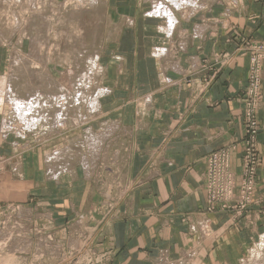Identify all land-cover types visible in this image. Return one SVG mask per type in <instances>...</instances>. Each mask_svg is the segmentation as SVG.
Wrapping results in <instances>:
<instances>
[{
	"label": "crops",
	"instance_id": "obj_1",
	"mask_svg": "<svg viewBox=\"0 0 264 264\" xmlns=\"http://www.w3.org/2000/svg\"><path fill=\"white\" fill-rule=\"evenodd\" d=\"M103 1L107 4L108 0ZM125 1L134 5L149 0ZM195 3L186 4V10L178 5L158 13L153 6L147 14H137L139 21L133 6L122 10L120 17L132 20L119 32L124 39L122 45L118 38L120 47L98 45L95 52L100 54L106 72L110 70L111 76L106 75L104 81L111 84L112 96L120 90L113 76L117 69L132 68L128 88L136 92L134 99L145 98L144 108L86 114L87 120L83 117L77 125L65 122L62 130L74 153L68 156L66 172L45 173L44 147L26 146L24 140L29 135L14 132L0 118V155L8 156L0 174V182L7 183L6 188L0 186V209L9 203L34 213L47 205L46 200L52 201L55 214L51 218L60 220L61 245L73 241L71 230L81 239L84 229H97L100 235L96 236L95 248L107 251L108 264H164L163 258L178 262L188 257L186 264H246L251 242L264 227V63L263 97L257 109L261 162L255 201L244 218H232L225 209L206 211L204 174L206 155L231 144L229 169L239 176L244 148L241 98L247 84L248 58L242 55L235 59L203 91L182 81L188 73L196 82L205 74L197 64L201 54L233 48L235 41H229V33L264 39V0H202L203 6ZM167 12L171 14L170 23L178 22L177 27H168ZM159 27L163 31L167 28L163 32ZM170 30L187 32L189 56L184 50L182 58L168 68H162L168 57L143 54L137 58L138 48L148 53L155 45H165L163 33ZM115 35L113 27L108 36ZM176 38L179 42V35ZM114 54L120 60H114ZM149 66L154 71H149ZM187 66L191 70H186ZM4 67L5 57L0 56V78ZM141 77L144 81L139 80ZM112 96L102 99L108 102ZM46 135L47 140L54 136ZM45 142L49 146L53 139ZM37 186H43L41 190L46 193L32 188Z\"/></svg>",
	"mask_w": 264,
	"mask_h": 264
},
{
	"label": "rangeland",
	"instance_id": "obj_2",
	"mask_svg": "<svg viewBox=\"0 0 264 264\" xmlns=\"http://www.w3.org/2000/svg\"><path fill=\"white\" fill-rule=\"evenodd\" d=\"M154 1L149 0L147 3H137L136 1L134 5H128L125 0H108L107 4L103 0H0V56L5 57L4 73L1 76V78H5V85L2 86V90L0 91V118L4 119L7 123L6 126L8 128L11 127L14 132L22 136H26L25 133L29 135L27 140H24L26 146L34 148L36 144L44 147L42 162L44 172H47L48 175L51 173H56L57 175V172L61 171L66 172L69 168L66 165L68 163V156L74 155L71 152L72 149L67 145V134L65 130H62L65 127V122L69 120L70 124L77 125L82 122L83 117L87 120L86 114L144 108L145 98L134 99L133 96H135L136 92L132 88H128L129 74H132L130 72L132 68L122 67L117 69L115 75L111 71V74L117 79L116 84L120 87V90L112 96L111 84H107L104 81L107 78L106 75H110V70L107 73L106 69L102 67L100 54L96 53L95 50L98 45L111 48L120 47L117 44L118 38L121 39L122 45L124 39L123 35L122 37L118 36L119 32L122 26L126 24L130 25V22H132L127 17H120L122 10H126L127 7L131 8L133 6L136 13L135 16L137 17L139 12L145 15L147 14L146 12L151 11V9L153 10L154 5L155 8L161 9L162 7V9L166 10H169L166 7L167 5L171 4L170 6H174L173 0H165L166 3L163 1L164 5L160 2L162 0ZM195 2L196 0H194ZM183 3H181L179 9L186 10V4L190 3ZM198 5L203 6L202 0L198 1ZM194 7L196 8V6ZM174 8L172 7L173 10ZM113 10H115L114 17L111 16V11ZM154 10V13L160 12L157 9ZM137 20L139 21L140 18L137 17ZM177 26L178 22L174 21V27L171 26L170 28ZM113 27L116 28L117 35L114 38H109L108 31L112 30ZM231 33L228 36L229 41H235L233 48L227 52L212 51L207 56L201 54L197 60V64L198 67H202L206 71L205 74L200 78L198 77V82H196V80L188 76L190 74L188 73L182 81L183 83L188 87H197L199 91H203L219 71L226 68L227 65H231L235 59L242 57V55L248 58L246 80L247 84L249 83L248 79L251 74L249 58L256 51L253 50L254 46L264 43V39L254 40L241 37V35L236 37L232 36ZM163 34L164 38H166L165 45H155L148 53L147 51L141 52L140 48H138L137 58L143 56V54H149L151 58L168 57V59L162 62V68H168V66L175 64L171 62H177L182 58L181 54L184 50H186L185 56H189V53L187 54L189 45L186 31L172 32L170 30ZM178 35L180 37L179 42L176 38ZM133 37L134 35H132ZM182 38L186 40H182ZM114 41L116 43L112 45L111 42ZM108 44L110 45L107 46ZM134 48L135 46H133V50ZM156 50L160 51L161 54L156 53ZM257 50L258 53L264 52V47L261 46ZM113 57L116 61L120 60V56L114 54ZM260 59L258 68L261 80L264 54ZM149 67V71H152L153 68ZM140 68L143 72L146 69L145 67ZM148 69L147 72H149ZM186 70L191 69L188 67ZM161 76L164 81V76ZM141 79L144 81V77L139 78L140 81ZM154 83L155 81L152 85ZM6 86L11 88L5 91ZM246 87L241 98L243 107L248 99ZM8 91L12 92L9 93L12 95H8ZM13 91L15 93L14 96ZM104 96H109V98L112 96L114 100L109 99L108 102H105L102 99ZM9 97L12 100H14L13 97H17L16 99L19 98L21 102L16 99V101H12ZM262 97L261 80V98L258 99L259 103ZM35 101H39L38 103L36 102L37 105ZM14 102H17V105ZM13 103L15 106H13ZM18 103H25L26 105L22 104V107L25 106L24 108H27V105L28 108H32V104H34V107L36 106L35 109H39L38 111L33 107V112L31 111L32 109L28 111L31 114H28L27 110H23V114L27 113L29 116L31 115L32 118H35L37 124L34 125L31 121H28V123L34 125L28 126L27 123L24 124L25 121H18V118H20L18 116L23 115L21 112L19 115L21 106L19 104L20 108L18 109L16 107ZM16 109L18 110L16 111ZM35 111L36 115L34 117L32 113H35ZM13 112L16 113L14 114ZM36 118L39 120L37 121ZM20 120L22 119L20 118ZM258 124L260 125L259 121ZM5 129L3 128V130ZM260 130L261 125L259 132ZM58 132L59 134H57ZM259 132L256 138L257 141H259ZM46 134H54V136L47 140ZM73 136L75 134H72ZM51 138L53 142H48ZM45 141L48 142L49 146L46 145ZM222 149H230L231 151L232 145L221 147L206 155L204 180L208 172L207 159L211 154ZM80 152L77 151L78 154ZM256 155V161L249 160L251 162L249 166L251 167L250 170L253 171L251 191L246 192L247 186L242 185V180L239 177L243 174L244 157L242 156L239 176L229 169V157L228 169L232 171L235 177H238L235 178V183L233 184V193L224 199L225 202L215 205V203L211 204L207 201L206 191L207 212L225 209L229 211L232 218L247 217V209L255 201L257 168L261 162L258 143ZM6 159H8L7 155H0V174L6 167ZM62 160L65 162H62ZM6 184L5 182H0V186H4L2 188H6ZM32 188L36 191H44L41 190L43 186ZM44 193L46 192L44 191ZM1 195L6 196L7 192H2ZM244 196L247 201L246 203H241L240 198ZM40 202L42 203V201ZM49 202L52 201L46 200L47 205L44 208L35 209L34 213L31 210L24 212L23 208L17 205L12 206L9 203L1 206L0 264H108L110 257L107 256V251L102 252L95 248L98 245V243L96 244L97 229H82L83 238L81 239L74 233V230H71V235H74L72 237L73 241L71 240L68 246L61 245L60 220L55 219V217L51 218L52 214H55V210L52 207L54 205L53 202ZM33 204L36 206L37 202ZM30 217L36 218L29 221ZM81 243L82 246L79 247ZM251 243L252 245L246 253V264H264V227L255 241ZM189 259L188 257V259L172 262L167 258H163V262L164 264H186Z\"/></svg>",
	"mask_w": 264,
	"mask_h": 264
},
{
	"label": "built area",
	"instance_id": "obj_3",
	"mask_svg": "<svg viewBox=\"0 0 264 264\" xmlns=\"http://www.w3.org/2000/svg\"><path fill=\"white\" fill-rule=\"evenodd\" d=\"M264 47V43L257 44L253 50H256L250 59L251 74L246 90L248 99L244 104V148L242 155L244 157L243 174L240 175L242 185L247 186L246 192L251 191L253 182V171H251L250 161H256L257 158V134L260 129L257 119L258 99L261 98V80L258 62L264 52H259L257 48ZM230 149H222L210 155L207 159V175L204 180V186L207 191V201L215 205L225 202V198L233 193L235 176L228 169V160ZM250 160V161H249ZM241 203H246L245 196L240 198ZM209 207V204H208ZM212 211V210H208Z\"/></svg>",
	"mask_w": 264,
	"mask_h": 264
},
{
	"label": "bare ground",
	"instance_id": "obj_4",
	"mask_svg": "<svg viewBox=\"0 0 264 264\" xmlns=\"http://www.w3.org/2000/svg\"><path fill=\"white\" fill-rule=\"evenodd\" d=\"M155 1H156V0H155ZM155 1H154V2H155ZM163 1H165V0H162V1H160V2L163 3ZM170 1H171V0H170ZM178 1H179V0H173V4H174V6L181 5V3H183V2H184V3H190V5H191V2H192L193 0H185V1L180 0V2H178ZM157 2H158V1H157ZM158 3H159V2H158ZM164 3H166V1H165ZM164 3H163L162 5H164ZM184 3H183V4H184ZM152 4H156V3H152ZM167 4H168V3H167ZM167 4H166V5H167ZM197 4H198V3H197ZM157 5H159V4H157ZM157 5H156V6H157ZM166 5H165V6H166ZM170 5H171V4H170ZM170 5H169V6H170ZM195 5H196V3H195ZM154 6H155V5H154ZM169 6L167 5L166 7L169 8ZM191 6H192V5H191ZM193 6H194V5H193ZM157 7H158V6H157ZM163 7H164V6H163ZM157 11H164V12H166V11H168V10H166V9H162V7H161V9H157ZM157 11H156V12H157ZM167 13H168V12H167ZM76 15H77V14H76ZM79 15H80V14H79ZM164 16H165V14H164ZM164 16H163V17H164ZM159 17H161V16H159ZM170 17H171V14L168 13V14H167V18L170 20V21H168V22H169V26H168L169 28H170V27L172 26V24L174 23V22H173V23H170V22H171V18H170ZM173 17H174V16H173ZM166 23H167V22H166ZM173 26H174V25H173ZM173 26H172V27H173ZM159 28L161 29V27H159ZM166 28H167V27H166ZM166 28H165L164 31H163L162 29H161V30H162L163 32H165V31H166ZM161 49H162V48H161ZM157 52H158V54H161L160 51L156 50V53H157ZM159 52H160V53H159ZM156 53H155V54H156ZM156 55H157V54H156ZM158 57H159V56H158ZM4 81H5V78L2 77L1 80H0V87H1V88H0V91L2 90V86L5 85V84H4ZM10 83H11V82H10ZM7 86H9V85H7ZM7 86H6V87H7ZM10 88H11V87H9V88L7 87L5 91H7V89H10ZM5 91H4V92H5ZM11 91H12V89H11ZM2 93H3V92H2ZM9 93H12V92H9V91H8V93H7L8 95H12V94H9ZM13 93H14V91H13ZM14 95H15V93L13 94V96H14ZM66 96H67V95H66ZM0 97H1V96H0ZM10 97H11V96H10ZM10 97H9V98H10ZM3 98H4V97H3ZM16 98H17V97H16ZM16 98L13 97L14 100H12L11 98H10V99H11L12 101L19 100V101L21 102V100H20L19 98H18V99H16ZM68 98L70 99V97H68ZM15 99H16V100H15ZM65 99H66V98H65ZM3 100H5V99H3ZM6 100H7V99H6ZM37 100H38V99H37ZM66 100H67V99H66ZM1 101H2V100H1ZM23 101H24V100H23ZM17 102H18V101H17ZM17 102H16V103L14 102V103L17 105ZM24 102H26V101H24ZM33 102H34V101H33ZM36 102H37V101H35V103H36ZM38 102H39V101H38ZM38 102H37V103H38ZM68 102H69V100H68ZM14 103H13V104H14ZM30 103H31V102H30ZM37 103H36V105H37ZM3 104H4V103H3ZM15 104H14L13 106H15ZM19 104H20V106H21V109H20V111H19V115H20V112L23 114V110H24V111L27 110V113H28V114H29V113L31 114V112H28V111H30V110L34 107V104H32V106H33L32 108H30V107L28 108V105H27V108H24L25 106H24V107H22V106H23V105H26L25 103H18V106H16V107H18V109L20 108ZM22 104H23V105H22ZM27 104H28V103H27ZM41 104H42V102H41ZM67 104H68V103H67ZM29 105H30V104H29ZM16 107H15V108H16ZM35 107H36V106H35ZM35 107H34V109H35ZM37 107H39V106H37ZM18 109H16V111H17ZM14 110H15V109H14ZM35 110H38V111H39V109H35ZM31 111L33 112L34 110L32 109ZM38 111H37V113H38ZM13 113H14V112H13ZM15 113H16V112H15ZM15 113H14V114H15ZM27 113H25V114H27ZM25 114L21 115L22 117H21V116H18V117H20V118L22 119V120H20V118H18V119H19V120H18L19 122L25 121L24 124L27 123L28 126H31V125H33V124H34V125L37 124L35 118H32L31 115H30V116H31V117H30L28 114H27L26 116H24ZM32 114H34V117H35V115H36V111H35V113H32ZM17 115H18V112H17ZM15 116H16V115H15ZM23 116H24V117H23ZM16 117H17V116H16ZM39 117H40V116H39ZM30 119H32V120H30ZM36 119H37V118H36ZM38 120H39V119H37V121H38ZM16 121H17V120H16ZM18 121H17V123H18ZM28 121H29V122L31 121L33 124L28 123ZM34 125H33V126H34ZM64 153H65V152H64ZM64 153H63V154H64ZM58 156H59V155H58ZM64 157H65V155H64ZM58 158H60V157H58ZM51 159H52V158H51ZM60 159H62V158H60ZM62 162H65V161L62 160ZM62 162H61V163H62ZM62 164H63V163H62ZM60 165H61V164H60ZM64 166H65V165H64ZM65 168H66V167H65Z\"/></svg>",
	"mask_w": 264,
	"mask_h": 264
}]
</instances>
